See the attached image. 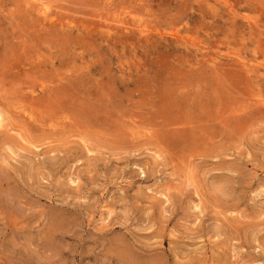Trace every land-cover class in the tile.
<instances>
[{
	"label": "rangeland",
	"instance_id": "1",
	"mask_svg": "<svg viewBox=\"0 0 264 264\" xmlns=\"http://www.w3.org/2000/svg\"><path fill=\"white\" fill-rule=\"evenodd\" d=\"M0 105V264H264V0H0Z\"/></svg>",
	"mask_w": 264,
	"mask_h": 264
},
{
	"label": "bare ground",
	"instance_id": "2",
	"mask_svg": "<svg viewBox=\"0 0 264 264\" xmlns=\"http://www.w3.org/2000/svg\"><path fill=\"white\" fill-rule=\"evenodd\" d=\"M45 4V3H44ZM41 5V7H40V10L42 11V13L43 14H47V13H49L48 12V10H50V5L49 6H47L46 4L45 5ZM38 6V5H37ZM38 8V7H37ZM38 10V9H37ZM233 11V10H232ZM53 12V11H52ZM41 13V12H40ZM49 15V14H48ZM44 17V16H43ZM49 18H51V17H49ZM116 18V17H115ZM42 19H44V18H42ZM117 20V19H116ZM70 21V20H69ZM106 21V20H105ZM52 22V21H51ZM67 22V21H66ZM136 22H137V20H136ZM121 23V22H120ZM132 23V22H131ZM69 24H71V22L69 23ZM126 24V23H125ZM130 25V24H129ZM144 25H146V24H144ZM70 26V25H69ZM138 26H139V24H138ZM145 27V26H144ZM248 27H249V25H248ZM126 28V27H125ZM258 29V28H257ZM124 30V29H123ZM140 31V30H139ZM142 32V31H141ZM146 38V37H145ZM164 39V38H163ZM106 40H108V39H106ZM149 41V40H148ZM197 48V47H196ZM195 49V48H194ZM195 54V53H194ZM195 57V56H194ZM238 56H235V58H237ZM206 59V58H205ZM211 59V58H210ZM239 59V58H238ZM237 59V60H238ZM253 59V58H252ZM212 60V59H211ZM214 60V59H213ZM215 61V60H214ZM213 61V62H214ZM242 61H243V59H242ZM241 61V62H242ZM246 61V60H245ZM250 61V60H249ZM240 62V61H239ZM244 62V61H243ZM248 63V62H247ZM254 63V62H253ZM252 63V65H254L255 66V64H253ZM240 64V63H239ZM246 63L244 62V65H245ZM251 65V64H250ZM256 65H258V64H256ZM252 67V66H251ZM252 68H255V67H252ZM251 70H253V69H251ZM254 70H256V69H254ZM244 71H246V69H244ZM249 72H250V70H249ZM260 102V101H259ZM261 105V104H260ZM1 106V105H0ZM249 107V106H248ZM24 110V109H23ZM2 111H3V109H2ZM1 110H0V130L2 129V128H4L5 127V117H7L6 115H5V117H4V115H3V112H2ZM6 111V110H5ZM6 113V112H5ZM25 113V112H24ZM9 120V119H8ZM135 126V125H134ZM7 128V127H6ZM13 128V127H12ZM5 129V128H4ZM10 130V129H9ZM8 130V131H9ZM12 130V129H11ZM146 130V129H145ZM5 131V130H4ZM143 132V131H142ZM141 132V133H142ZM141 135H143V134H141ZM13 152V151H12ZM1 174V173H0Z\"/></svg>",
	"mask_w": 264,
	"mask_h": 264
}]
</instances>
